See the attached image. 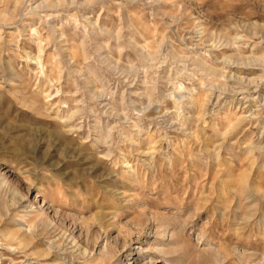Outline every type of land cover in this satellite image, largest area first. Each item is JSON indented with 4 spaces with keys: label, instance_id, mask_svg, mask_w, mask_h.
Returning <instances> with one entry per match:
<instances>
[{
    "label": "rangeland",
    "instance_id": "obj_1",
    "mask_svg": "<svg viewBox=\"0 0 264 264\" xmlns=\"http://www.w3.org/2000/svg\"><path fill=\"white\" fill-rule=\"evenodd\" d=\"M58 3L0 0V264H264V0Z\"/></svg>",
    "mask_w": 264,
    "mask_h": 264
},
{
    "label": "clouds",
    "instance_id": "obj_2",
    "mask_svg": "<svg viewBox=\"0 0 264 264\" xmlns=\"http://www.w3.org/2000/svg\"><path fill=\"white\" fill-rule=\"evenodd\" d=\"M89 3L93 2V0H88ZM68 6V7H73V6H76V0H72V3L71 4H66V0H65V3H58V4H54V5H45V6H51V7H63V6ZM181 90H184L182 89V87L178 86L177 87V91H181ZM187 91H192L194 92L195 89H187ZM59 94V93H57ZM65 107H67V105H65ZM71 111V110H70ZM77 115V113H71V115H69L67 117L68 120H72L75 116ZM146 226V225H145Z\"/></svg>",
    "mask_w": 264,
    "mask_h": 264
}]
</instances>
